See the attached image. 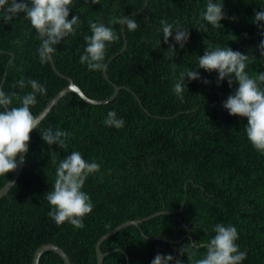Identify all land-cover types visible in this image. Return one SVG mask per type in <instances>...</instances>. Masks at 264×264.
Segmentation results:
<instances>
[{"label": "trees", "instance_id": "trees-1", "mask_svg": "<svg viewBox=\"0 0 264 264\" xmlns=\"http://www.w3.org/2000/svg\"><path fill=\"white\" fill-rule=\"evenodd\" d=\"M219 2L226 17L236 19L221 20L223 27L217 29L200 20L207 0H74L69 20L78 15L79 27L56 46L53 63L46 64L39 60L41 41L24 14L5 23L0 12V87L22 96L31 88L12 87L21 78L45 85L46 95H37L31 109L35 116L70 83L53 64L91 98L114 93L105 70L89 71L80 63L84 36L91 35L89 21L105 23L119 34V40L107 46L106 71L114 83L127 86L105 104L87 102L71 91L31 133L24 168L0 198V264H33L37 249L46 243L61 246L72 264H97L99 239L131 220L141 221L102 241L103 264H151L158 253L195 264L205 252L199 245L214 236L216 224L237 228L236 243L247 251L242 264H264V155L246 137L247 118L232 116L223 107L238 84L229 87L225 79L217 86L218 73L199 69L201 79L186 80L182 100L173 92L175 75L196 67L205 40L248 54L250 75L264 72V58L257 51L264 36L252 22L255 12L264 11V0ZM113 16L135 18L140 26L128 31L109 25ZM162 19L189 29L184 48L174 38L163 42ZM200 23L206 32L198 31ZM169 44L176 50L170 51ZM109 111L125 121L122 128L103 123ZM48 127L71 134L65 146L42 140L40 132ZM72 151L100 165L82 189L94 205L82 229L67 222L57 226L44 199L55 180L52 157L58 163ZM13 173L0 176V189ZM185 245L191 260L177 251ZM40 264L65 262L49 250Z\"/></svg>", "mask_w": 264, "mask_h": 264}, {"label": "clouds", "instance_id": "clouds-1", "mask_svg": "<svg viewBox=\"0 0 264 264\" xmlns=\"http://www.w3.org/2000/svg\"><path fill=\"white\" fill-rule=\"evenodd\" d=\"M93 4L98 0H91ZM74 0H0V12L3 13L5 23L13 20L20 13L37 34V39L41 41L37 49L39 60L46 64L53 59V54L57 51L56 46L61 44L66 37L74 35L80 24L78 15L72 16L69 20L70 10ZM235 20V17H226L224 3L219 0H207L205 9L200 13V20L207 22L214 28L223 27L220 21L223 19ZM147 20V18H145ZM264 11L255 12L253 23L261 30L264 36ZM199 23V21H198ZM109 25L126 26L128 31H135L139 28V23L135 18L126 16H113ZM161 32L163 42L169 43L170 38H174L175 44L184 48L188 42L189 29L183 28L177 22L175 26L166 20H161ZM91 35H85V48L80 56V63L85 65L89 71L106 70L107 46L119 40V34L113 27L106 26L102 22L89 21ZM206 32L205 24L200 23L199 30ZM207 45L204 54L199 56L195 68L181 70L174 77L173 92L183 99V92L187 81L200 80L199 69L211 73H218L217 86H220L225 79L229 87L235 82L238 87L233 94H230L223 107L232 116L247 118L245 134L251 146L264 155V72L250 75L248 68L250 57L239 51H233L229 47L213 46L204 41ZM170 51H175L174 44H169ZM260 56L264 58V39L257 46ZM173 72H176V65H172ZM205 84L211 83L208 80L202 81ZM24 89L30 87L31 91L24 95H19L15 91L7 93L0 87V176L14 172L18 167V157L20 154L29 152L31 133L39 127L37 117L31 109L37 104V95H46V86L35 79L25 81L21 78L15 84ZM14 101L18 106H13ZM103 123L108 127L120 129L125 121L117 118L115 111H109ZM42 140L49 146L58 144L65 146V142L70 137V133L59 128L53 130L51 127L40 132ZM52 162L56 164L55 180L52 189L44 194V199L50 207L48 216L57 226L64 223L71 224L76 229L84 227L83 218L89 215L94 208L90 196L83 191V187L89 175L100 171V165L89 162L83 158L79 151H72L64 159L59 160L55 156ZM212 231L214 236L199 247L205 248L203 256L195 261V264H242L247 258V251H241L236 243L239 239L238 230L233 225L216 224ZM192 246L196 247L195 242ZM180 256L185 254L188 260L192 259L189 252V245L181 246L177 250ZM182 264L179 257L171 254H156L151 264Z\"/></svg>", "mask_w": 264, "mask_h": 264}, {"label": "water", "instance_id": "water-1", "mask_svg": "<svg viewBox=\"0 0 264 264\" xmlns=\"http://www.w3.org/2000/svg\"><path fill=\"white\" fill-rule=\"evenodd\" d=\"M52 63H53V61H52ZM53 67L59 75L68 79L70 83L64 89H62L59 93H57V95L48 103V105L36 116L39 123L51 111V109L61 100V98H63L67 93H69L71 91L77 92L87 102H90L93 104H105V103L112 101L117 96V94L120 92L121 89L127 88V86L117 85L112 80H110L108 75H107V71L105 70L104 75H105L106 79H108L115 86L114 93L110 97L105 98V99L91 98L74 82V80L72 78H70L69 76L60 72V70H58L54 64H53ZM25 158H26V154H23V153L20 154V156L18 157V167L14 171L13 175L10 177L8 182L0 189V198L2 196H4L10 190V188H12V186L16 183L17 179L19 178V176H20V174L24 168ZM140 221L141 220L127 221L125 223L120 224L115 229L111 230L109 233L103 235L99 239V241L97 242V245H96V251H97V255H98L97 264H103L104 259L106 257V253H104L101 249L102 241H104L106 238L110 237L111 235L116 233L118 230H120L121 228H123L127 225L134 224V225L138 226ZM49 250L57 252L63 258L65 264H72V261L70 259V256L68 255V253L61 246L54 244V243H46V244H43L42 246H40L34 255L33 264H40V259H41L42 254L46 251H49Z\"/></svg>", "mask_w": 264, "mask_h": 264}, {"label": "bare ground", "instance_id": "bare-ground-1", "mask_svg": "<svg viewBox=\"0 0 264 264\" xmlns=\"http://www.w3.org/2000/svg\"><path fill=\"white\" fill-rule=\"evenodd\" d=\"M134 225V224H133Z\"/></svg>", "mask_w": 264, "mask_h": 264}]
</instances>
